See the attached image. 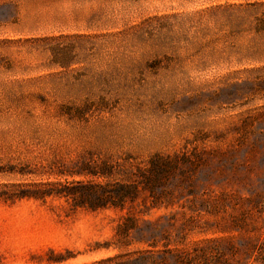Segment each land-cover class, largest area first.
I'll list each match as a JSON object with an SVG mask.
<instances>
[{
  "label": "rangeland",
  "instance_id": "1",
  "mask_svg": "<svg viewBox=\"0 0 264 264\" xmlns=\"http://www.w3.org/2000/svg\"><path fill=\"white\" fill-rule=\"evenodd\" d=\"M263 14L264 0H0V264L159 262L164 244L217 240L229 263L262 264ZM182 153L195 165L155 188L159 208L142 189L124 211L59 196L107 183L86 174L104 160ZM123 217L131 246L105 248Z\"/></svg>",
  "mask_w": 264,
  "mask_h": 264
},
{
  "label": "trees",
  "instance_id": "2",
  "mask_svg": "<svg viewBox=\"0 0 264 264\" xmlns=\"http://www.w3.org/2000/svg\"><path fill=\"white\" fill-rule=\"evenodd\" d=\"M260 23L264 26V14L260 19ZM187 165L190 166L195 164L191 161V156L186 153H182V155L174 154L173 156L156 154L148 160L146 166H143L141 163H127L125 165L116 162L113 164L109 160H104L100 165H97V167H89L86 174L107 179V183H78L70 187H65V195L61 193L59 196L74 199L77 193L85 192L87 194L86 201H82L84 199H77L75 203L76 208H86L92 212L111 208L124 211L126 209V204L128 202H135L142 189V191L146 190L150 192L151 196L157 200L154 206L159 208L162 203L158 201V197L154 194L155 188L163 186L171 176L182 169V166ZM117 180H120V182ZM145 227H148L150 231L154 230V224L152 222L145 224ZM137 229L140 228L137 226L136 219L123 217L121 223L116 228L115 237L117 238V243H107L105 248L109 249L112 244L119 249L128 248L131 246V242L128 238L132 231ZM221 243L222 240L212 241L207 244L206 248L186 254L168 249V246L164 244V253L160 255L161 261L159 262L152 254L153 251L146 250L143 252L140 251L136 259L119 264H241L239 260H234L235 262L233 263H229L225 260V254L219 248ZM147 245L151 249H156L158 246L157 243L154 242L147 243ZM250 245L252 249L250 248V251L246 250L244 252L249 259L252 257L251 253L257 250L256 246L253 244ZM231 253L234 259H236L237 255L243 254V252L233 247H231ZM259 254L260 256H264L263 251L259 252ZM116 258L117 257L108 258L101 263L114 262ZM261 262L264 264V257Z\"/></svg>",
  "mask_w": 264,
  "mask_h": 264
}]
</instances>
